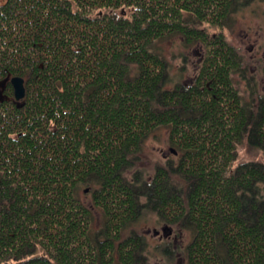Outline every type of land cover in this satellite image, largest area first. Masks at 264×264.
Listing matches in <instances>:
<instances>
[{"label": "trees", "instance_id": "1", "mask_svg": "<svg viewBox=\"0 0 264 264\" xmlns=\"http://www.w3.org/2000/svg\"><path fill=\"white\" fill-rule=\"evenodd\" d=\"M242 1L0 0V264H148L145 236H123L148 211L192 234L188 264H264V163L239 153H264V95L244 99L222 30ZM175 35L203 52L171 86L157 44ZM165 127L182 154L147 178Z\"/></svg>", "mask_w": 264, "mask_h": 264}, {"label": "rangeland", "instance_id": "2", "mask_svg": "<svg viewBox=\"0 0 264 264\" xmlns=\"http://www.w3.org/2000/svg\"><path fill=\"white\" fill-rule=\"evenodd\" d=\"M242 2L230 13L222 30L243 58L242 72L236 73L234 80L244 99L251 102L253 92L264 95V78L261 68L264 63V1L243 0ZM205 26L212 32L220 30L217 26L213 27L209 24ZM157 46L169 63L171 86L177 81H191L195 77L203 52L201 46H189L178 35L162 39ZM242 73H245V77ZM239 153L242 161L258 160L264 163V153L261 151H249L244 145ZM181 154V150L174 147L170 141L169 129L159 128L144 141L143 161L140 167L144 170L145 176L150 178L154 175L157 164L167 165L168 162L176 164ZM92 188L83 186L78 194L81 200L91 207L92 214L95 216V225L99 226L102 215L101 211L92 205ZM164 226L169 225L163 223L156 213L148 211L128 227L123 236L127 237L133 231L145 236L148 264H188L183 251L191 241L192 234L187 230L171 226L173 233L168 236L164 234ZM171 246L177 250L178 259L169 263L163 251L170 249Z\"/></svg>", "mask_w": 264, "mask_h": 264}, {"label": "water", "instance_id": "3", "mask_svg": "<svg viewBox=\"0 0 264 264\" xmlns=\"http://www.w3.org/2000/svg\"><path fill=\"white\" fill-rule=\"evenodd\" d=\"M10 82L14 89V97L18 101H22L26 95V78L23 76H12ZM88 189H86L87 191Z\"/></svg>", "mask_w": 264, "mask_h": 264}, {"label": "flooded vegetation", "instance_id": "4", "mask_svg": "<svg viewBox=\"0 0 264 264\" xmlns=\"http://www.w3.org/2000/svg\"><path fill=\"white\" fill-rule=\"evenodd\" d=\"M1 95H2V94H1V92H0V96H1ZM163 231H164V234H165V235L170 236V235H172V233H173V228H172V227H169V226H164ZM157 233H158V232H157Z\"/></svg>", "mask_w": 264, "mask_h": 264}]
</instances>
